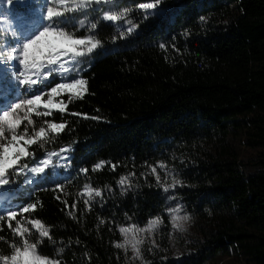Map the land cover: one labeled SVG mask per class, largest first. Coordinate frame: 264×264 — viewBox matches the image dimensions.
Listing matches in <instances>:
<instances>
[{
  "label": "trees",
  "instance_id": "16d2710c",
  "mask_svg": "<svg viewBox=\"0 0 264 264\" xmlns=\"http://www.w3.org/2000/svg\"><path fill=\"white\" fill-rule=\"evenodd\" d=\"M127 20L131 33L97 26L102 47L80 70L87 94L67 105L78 115L35 117L67 122L44 148L30 149L37 158L68 146L67 170L12 191V202H38L25 215L50 227L55 243L45 239L40 251L62 264H134L114 247L118 226L153 217L168 224L169 208L183 209L191 228L175 250L153 247L141 264L229 255L264 264V0H160ZM173 179L180 183L165 191ZM85 185L102 193L90 209ZM0 224L11 241L7 221ZM0 250L11 251L4 242Z\"/></svg>",
  "mask_w": 264,
  "mask_h": 264
},
{
  "label": "snow or ice",
  "instance_id": "6c2138e0",
  "mask_svg": "<svg viewBox=\"0 0 264 264\" xmlns=\"http://www.w3.org/2000/svg\"><path fill=\"white\" fill-rule=\"evenodd\" d=\"M3 2L4 0H0V3ZM113 2L114 0H44L41 19L47 23H41L29 34L19 33L16 39L9 42L7 49L0 46V62L15 61L13 66L18 73L16 77L18 86L32 93L31 96L23 98L17 95L14 100L11 98L0 100V197L14 191L4 187L12 183L10 176H19L26 171L33 175H41L53 165V157L71 150L69 147H64L59 152L49 151L44 158L36 162L35 166L30 167L27 163L29 158L36 160L35 152L30 151L33 145L44 148L45 144L52 142L67 127L66 121L57 122L47 119L41 121L40 126L37 127V120L34 117H50L54 112H59L61 116L78 115V113H68L67 105L74 99H83L88 91V81L79 75L76 66L81 63V58L91 55L98 47H102L101 41L95 35L78 36L76 34L77 27L85 29L87 33L93 32L97 23L93 22L90 27L85 28V20L80 19L76 25H73L72 22L76 17L71 14L78 12L86 14L87 10L93 8V5H107ZM159 3L160 0L139 3L138 8L145 11L156 9ZM30 6L27 2L24 5L25 8ZM126 14L127 10H106L102 14V20L116 23L124 19ZM61 17L63 19H60ZM133 30L131 26L127 29L128 33ZM13 35L16 36V33ZM160 47L163 48L164 45ZM0 71L3 69L0 68ZM54 73H59L61 80L52 84L49 78ZM38 85L42 87H36ZM65 96L67 100L64 99ZM63 158L67 159V157ZM103 166V162L98 163L93 171L100 170ZM112 167L114 170L116 166ZM159 167L166 168V165L160 164ZM83 171L87 172V169ZM152 172L156 174L155 167ZM156 181L158 184L161 183L158 174H156ZM119 183L122 186L128 184V178L121 177ZM179 183L180 181L173 179L172 184L164 187V190L168 191L169 187L174 188ZM81 195L89 197L84 200V203L90 209L89 200L101 196L102 193L98 189L85 185ZM37 203H28L15 211H0V222L7 221V227L13 237L9 241L0 236V242L7 243L11 249L8 253L0 250V264H62L60 259L50 257L40 251V245L45 239L55 243L50 227L40 219L25 215L34 212ZM64 203L67 206V202ZM75 206L74 203L71 207L74 209ZM178 211L179 209L173 210V212ZM69 215L73 213L70 211ZM17 216L21 219L17 220ZM180 219L187 221L190 217L183 216ZM172 220L173 227L179 228L176 223L177 216L173 215ZM160 222L157 218L149 220L146 227L135 225L120 227L119 233L123 240L115 242L114 247L124 250L126 254L131 248L132 258L142 260L141 245L144 243V238L139 234H152ZM0 231H3L2 224H0ZM33 235L36 237L34 240L31 238ZM63 251L62 247L56 249V255L59 256Z\"/></svg>",
  "mask_w": 264,
  "mask_h": 264
},
{
  "label": "rangeland",
  "instance_id": "374dc122",
  "mask_svg": "<svg viewBox=\"0 0 264 264\" xmlns=\"http://www.w3.org/2000/svg\"><path fill=\"white\" fill-rule=\"evenodd\" d=\"M26 2L29 3L31 6L25 8L24 5ZM147 2H152V0H141L132 7L118 6L115 3L100 5V6L93 5V8L87 10L86 14L84 12L72 13L71 15L76 17V19L73 20L72 23L73 25H76L78 20L83 19L85 20V28L90 27V24L93 22L97 23V26L100 25L101 23H113L102 20V14L104 11L127 10V14L124 19H122L119 22L113 23L115 30L117 28L125 27V31H127V29L130 26L133 28L132 24L127 20L128 14L133 10H140L138 8L139 3H147ZM43 4H44V0H11V2H9V0H4L3 3H0V46L7 49L9 47V42L16 39L19 36V33L23 32L24 34H29L32 30L37 28L41 23H47V21H42L41 19L43 15V10H42ZM60 19H63V17H61ZM96 29L91 33H87L85 29H81L77 27L76 34L78 36L85 34H92L96 36ZM14 33H16V36L13 35ZM91 58H92L91 55L81 58V63H79L76 66L79 75H80V70L83 69L86 66V64H88V62H90ZM15 63H16L15 61H10L7 63L0 62V68L3 69V71H0V100H7L9 98L14 100L17 95L21 96L22 98L32 95V93L26 92L25 88H21L18 86V81L16 79L18 73L16 71V68L13 66L15 65ZM68 75H72V74H68ZM60 80L61 77L59 73H54L53 76L49 78V82L52 84L60 82ZM36 87H42V86L38 85ZM34 119L36 118L34 117ZM36 120H37V127H39L40 122L38 119ZM49 151L59 152L60 150H45L40 154L39 157L36 158V160L29 158L27 163L29 164L30 167L35 166L36 162L39 159L44 158L45 154ZM68 156H69V151L66 153H62L60 156L53 157V165L48 167L45 170V172L41 175H33L32 173L26 171L24 174H21L19 176H10V180L12 181V183L4 187L10 188L17 192L19 190H22V188L25 187L26 185L34 184L46 176L50 177V176L62 175L63 174L62 172H65L67 170V165H66L67 159H64L63 157H68ZM245 160L246 159L244 158V161ZM13 200L14 199L12 198V193L4 197H0V211L5 210L7 208L18 210L16 204L17 202H12ZM174 209H179V211L173 212ZM165 214L167 216L169 226L167 222H164L162 217H153L149 220L159 218V221H161L158 227L155 228L152 234H148V233L139 234V236L144 238V243L141 245V252L143 257L142 260L132 258L133 253L131 251V248H129L127 254L124 252V250L120 249L123 253L126 262L141 264L144 258L149 254V252L153 251V247H158L160 245L167 246V248L163 250L166 249L172 251L175 250L176 248L175 239H177V237L182 238L183 235L186 234L191 228L190 219L187 221H183L182 219H180L183 216H187L185 211L181 208H169L165 211ZM173 215L177 216L176 223L179 225V228H183V230H179V228L173 227V220H172ZM147 222L144 224L127 222L126 224L119 225L118 230L120 227H130L133 225L137 227H146ZM31 238L34 240L36 237L35 235H33ZM122 240L123 237L120 235L119 241ZM160 241H163L164 244H160ZM213 264H248V263L235 255H229V256L221 257Z\"/></svg>",
  "mask_w": 264,
  "mask_h": 264
}]
</instances>
